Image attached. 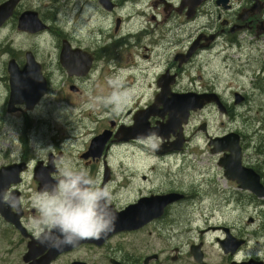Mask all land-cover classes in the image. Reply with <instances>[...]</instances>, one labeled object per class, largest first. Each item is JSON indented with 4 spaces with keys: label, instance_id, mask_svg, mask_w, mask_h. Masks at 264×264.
I'll use <instances>...</instances> for the list:
<instances>
[{
    "label": "flooded vegetation",
    "instance_id": "1",
    "mask_svg": "<svg viewBox=\"0 0 264 264\" xmlns=\"http://www.w3.org/2000/svg\"><path fill=\"white\" fill-rule=\"evenodd\" d=\"M10 3L0 0V7L7 5L8 10ZM33 16L38 21L33 23ZM219 66L236 77L228 96L219 81L226 78ZM115 76L134 93L118 116L98 102L110 94L109 81ZM89 82L93 83L86 86ZM244 85L264 93V0H108L105 4L102 0H16L0 23V192L12 190L23 204L17 211L0 203V264L181 263L184 251L177 247V234L192 236L193 230L187 223L177 228V213L194 194L154 185L175 183L172 167L198 151L191 148L194 141L204 142L213 159L217 171L213 178L219 174L234 191L213 189L216 183L205 189L204 198H212V206L222 207L221 211L228 207L233 214L230 219L215 217L216 210L204 214L187 250L189 264H216L206 252L210 235L222 255L219 264L249 260L264 264V255L240 256L249 243L244 237L264 234V197L227 179L218 163L228 152L212 154L209 145L211 140L236 134L244 175L264 188V151L259 150H264V141L258 140L252 153L249 134L237 129L213 133L210 119L204 117L236 113L250 119L238 113L251 103L240 89ZM85 86L97 100L72 119L67 113L72 102L59 94L74 96L80 108L90 103V96L82 100ZM53 92L56 99L50 109L58 104V120L64 126L60 133L49 135L48 99ZM161 92H166V98L193 95L203 102L188 112L180 129H163V136L160 125L166 123L168 113H161ZM86 123L92 125L87 131ZM153 132L162 140L157 150L140 142ZM70 139L74 154L66 151ZM178 140L180 145L173 144ZM49 148L54 150L41 152ZM65 160L88 169L93 178L109 186L115 222L139 220L137 227L116 230L120 225L115 223L102 238L84 239L76 246L53 248L39 243L30 227L37 214L32 196L55 182ZM182 179L178 178L185 183ZM177 194L183 197L163 203L162 197ZM136 204V213H125ZM250 209H260L263 215L258 227L250 215L244 217L247 225L239 215L233 216ZM226 240L235 246L233 251H224L220 242ZM155 241L162 246H154ZM197 246L201 263L191 254Z\"/></svg>",
    "mask_w": 264,
    "mask_h": 264
},
{
    "label": "rangeland",
    "instance_id": "2",
    "mask_svg": "<svg viewBox=\"0 0 264 264\" xmlns=\"http://www.w3.org/2000/svg\"><path fill=\"white\" fill-rule=\"evenodd\" d=\"M35 5H37V3H35ZM236 60V59H235ZM216 62V61H215ZM219 71H224L222 69V67H218ZM229 73H232L229 74ZM224 76L226 78L220 79L219 81L222 82V85L226 91V96L229 95L228 91H230V89H234L235 87V80L236 77L234 76L232 71H224ZM248 82V80H245ZM93 82H89L87 83L86 86L91 85ZM86 86L84 87V90H86V94L83 95L82 100H85V95L90 96L89 100L90 103L89 104H83L82 107L78 108V106H76V104L74 103V96L70 95L69 93H63L61 92L59 95H66V98L72 102V105L70 107V110H68V114L71 116V118H76L78 116H80L79 114L87 107H90L92 103L96 102V98H94V96L92 95L90 88H86ZM229 86V87H228ZM244 91V93L247 94V96L249 97V100L251 101V103L246 106L245 108H240L238 110V113H244L246 114L245 117H249L250 119H243L241 116L236 115V113H234L231 117H227V116H221L220 114H215L212 113L210 115L205 114L204 117H207V119H210L211 121V132H223V131H229V130H239L245 134H249L248 135V140L250 141V143H252V153H254V148L256 145H258V140L259 141H263V137H264V99L262 102H260L261 97H264V93H262L261 91H257L252 89L251 85H244V88H240ZM64 98V96H63ZM56 99V94L55 92H53V94L50 96V98L48 99V118H49V122L50 125L48 127L49 130V135H53L56 133V131H58V133L61 132V128L64 125H61L58 118H60V113L58 110V104L55 103L54 104V109H50V104L52 101H54ZM99 102V101H98ZM71 104V103H70ZM99 104V103H98ZM86 131L89 128H92V125L89 123H86ZM55 130V131H54ZM76 138H78V134L74 135ZM69 144L67 145V149L66 151H68L67 153L69 154H74L75 153V148L73 147V141L72 139H70V141H68ZM264 144V142H263ZM191 148L196 149L198 151H196V153L194 154H189V156L186 158V160L184 161L182 158V161H178L176 163V165H173L174 167H172V172L171 175L172 176V180L175 182L173 184L169 183H165V181L162 179V181H164V183H161L160 181H157V186L154 185L155 188H164V187H170L171 186H175V189H182L185 190L187 193H191L194 194L193 196V200L187 205L185 206L183 209H181V211L179 210L177 213V220H176V224H177V228H180L182 225H184L185 223H187L188 227L193 230V235L190 236L189 233H184L182 235L177 234V238H176V242H177V247H181L183 252V257L182 262L181 263H177V264H189V260L187 259V254H188V247L191 245L190 243L193 242L194 237H196V233H194L195 230H200L199 227L202 223H203V218H204V214H207V212L209 210H211L212 212L214 210L219 211L214 213L215 217H221V218H225V219H230L232 218V214L229 211V208L226 207V209H224L221 211L222 207H216V206H212V198H210V200H208L207 198H204V196L206 195L207 190H205L206 188H210V184L209 183H216V186H213V189L217 188V190L219 191H224L226 193L233 192L234 190L232 189V186L225 183V181L219 177V174H217V178L216 180L213 178V176L217 173L216 170H214V162L213 159L209 156L208 152L205 151L206 150V146L204 145V142H199V141H194ZM260 151H264L262 149H259ZM122 159H128L126 157H123ZM128 160H126L127 162ZM147 162H142V164H145ZM167 166V165H165ZM211 177V181H209L208 177ZM183 178L182 180L185 182H180L178 180V178ZM204 188V189H203ZM212 201V202H211ZM217 203H220L219 201L215 200ZM224 203H227V200L223 201ZM214 203V202H213ZM216 207V208H215ZM235 207V206H232ZM228 208V209H227ZM233 209V208H232ZM260 209H250L249 211L246 212V214H239V213H235V218H237V216L239 215L241 217V223L244 222V224L247 225L246 221H244V217L247 216H251L253 217L256 221H255V225L256 227L259 226V224L262 222L263 219V215L261 213H259ZM214 219V218H213ZM212 221V216L211 219ZM242 225V224H241ZM243 226V225H242ZM182 230V229H181ZM179 231V230H178ZM250 233V232H248ZM218 237H220L218 235ZM246 240H249V243L247 244L248 246L244 249V251L242 252V254L240 256H259L262 257L264 255V234L260 235V234H256V235H251L250 237H244ZM188 239L192 240V241H188ZM174 238L173 240H171V243L173 244ZM151 243V241H150ZM254 243H257L256 246L254 245ZM163 243L161 242H157L155 241L154 246H162ZM159 247V248H160ZM172 247V246H170ZM151 248L154 249L153 246H151ZM206 252H207V256L210 257V260L213 263L219 264L222 260V255L221 252L218 248V245L215 242V238L214 236H208L206 239Z\"/></svg>",
    "mask_w": 264,
    "mask_h": 264
},
{
    "label": "clouds",
    "instance_id": "3",
    "mask_svg": "<svg viewBox=\"0 0 264 264\" xmlns=\"http://www.w3.org/2000/svg\"><path fill=\"white\" fill-rule=\"evenodd\" d=\"M109 85L110 94L99 102L118 116L133 101L134 93L119 76L113 77ZM140 142L157 150L162 140L153 132ZM48 150L54 149L41 152ZM112 199L109 186L93 178L88 169L77 167L71 161H61L55 182L32 196L37 212L30 220L33 235L39 243L53 248L76 246L84 239H100L115 226ZM0 203L18 211L23 198L17 197L12 190H4L0 192Z\"/></svg>",
    "mask_w": 264,
    "mask_h": 264
},
{
    "label": "water",
    "instance_id": "4",
    "mask_svg": "<svg viewBox=\"0 0 264 264\" xmlns=\"http://www.w3.org/2000/svg\"><path fill=\"white\" fill-rule=\"evenodd\" d=\"M16 0H11V3L9 5V9L7 10V5H3L0 7V23H2L11 12ZM102 2L107 3L108 0H102ZM34 17V16H33ZM32 17V18H33ZM37 18H33V23L36 21ZM31 21V20H30ZM38 21V20H37ZM32 23V22H31ZM36 23V22H35ZM34 27V26H33ZM13 91L15 92V88H13ZM159 97V102L162 103L163 109H161V113H168V119L164 125H160L161 131L159 132L161 136H163V129H166L167 131L169 129L179 128L182 123V121H186L185 119L188 116V112L190 110H195L197 107H201L202 103L192 97H189L187 95H172L170 98H166V92H161ZM157 101V102H158ZM222 110V109H221ZM182 142V141H181ZM181 142L175 141L173 144H181ZM210 146H213L212 154H217L220 152H228L227 155H225L223 158L219 160V166L223 167L225 176L227 179L234 180L239 184V187L243 190H249L252 193H254L258 198L264 197V188L260 183H258L253 177L251 176H245L244 171L241 167L240 162V147L238 145V136L236 134H229L222 138H217L214 140H211L209 142ZM183 196L182 195H167L164 200V204L168 203L166 199H174V200H180ZM171 201H174V200ZM163 200V199H162ZM139 204H136L134 206H130L126 209L125 213H136L137 208ZM120 214V213H119ZM147 215V214H146ZM125 216V215H124ZM133 217V216H132ZM131 217V218H132ZM119 219V218H118ZM134 219V218H133ZM147 219V218H146ZM117 220V219H116ZM119 221V220H118ZM115 222L118 226L116 230H126V229H134L137 227L139 220H131L122 218L119 222ZM144 221V220H143ZM142 222V221H141ZM134 225V226H133ZM115 230V231H116ZM222 247L224 248V251L226 252L228 249L234 250L235 246H229L228 240L220 242ZM237 246V245H236ZM199 249V246L192 247L191 248V254L194 256L195 260L198 263H201V253H199L197 250ZM202 264V263H201ZM233 264H263L261 262H255L253 260H249L245 263H233Z\"/></svg>",
    "mask_w": 264,
    "mask_h": 264
},
{
    "label": "trees",
    "instance_id": "5",
    "mask_svg": "<svg viewBox=\"0 0 264 264\" xmlns=\"http://www.w3.org/2000/svg\"><path fill=\"white\" fill-rule=\"evenodd\" d=\"M263 141H264V137H263Z\"/></svg>",
    "mask_w": 264,
    "mask_h": 264
},
{
    "label": "bare ground",
    "instance_id": "6",
    "mask_svg": "<svg viewBox=\"0 0 264 264\" xmlns=\"http://www.w3.org/2000/svg\"><path fill=\"white\" fill-rule=\"evenodd\" d=\"M37 79V78H36Z\"/></svg>",
    "mask_w": 264,
    "mask_h": 264
}]
</instances>
